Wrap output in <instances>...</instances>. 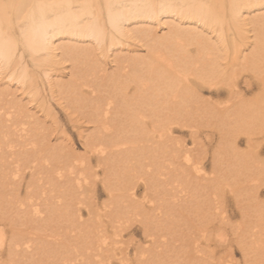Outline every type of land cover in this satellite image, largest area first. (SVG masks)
<instances>
[{"label": "bare ground", "instance_id": "bare-ground-1", "mask_svg": "<svg viewBox=\"0 0 264 264\" xmlns=\"http://www.w3.org/2000/svg\"><path fill=\"white\" fill-rule=\"evenodd\" d=\"M137 43L150 56H130ZM77 62L84 78L107 80H61L56 66L73 77ZM244 74L259 90L251 101ZM0 76V264L35 253L39 264H236L212 244L231 227V198L246 264H264V0H0ZM222 86L230 98L217 110L200 101ZM59 98L86 107L87 158L51 139L48 103ZM203 126L220 133L210 157ZM56 223L75 228L58 247ZM136 223L145 240L130 245Z\"/></svg>", "mask_w": 264, "mask_h": 264}, {"label": "rangeland", "instance_id": "rangeland-1", "mask_svg": "<svg viewBox=\"0 0 264 264\" xmlns=\"http://www.w3.org/2000/svg\"><path fill=\"white\" fill-rule=\"evenodd\" d=\"M129 55L130 56H138V57L144 59V58H147V56H150V53L148 52V49L144 46L143 43H137L135 47L130 48ZM151 58H152V56H151ZM155 62L150 61L149 64L152 63L151 67H155L157 65V62L156 63ZM77 63L78 64L75 67L76 68V75H74L73 77L70 76L71 72L69 71L67 64H61V66L60 65L56 66V67H58V69L60 71L58 74L60 76V79L61 80H74L72 85L76 86V88H78L77 84L79 82L83 83L84 80H88L89 82H91V85L92 84L95 85L96 81L102 82L103 80H107V78L105 76H99V75L84 78L83 72H82V68H83L82 63L81 62H77ZM149 64L148 63L144 64L145 66L143 68L149 70ZM31 68L34 70H37L38 72H41L40 68H37V67L33 68L32 66H31ZM109 68H111V67H109ZM150 71H151L149 73L150 77L155 78L157 74L152 70H150ZM0 80H6V79H3V77L0 76ZM239 87L243 91V93H244V94L242 93L243 99L245 98L244 100H246V101L253 100L255 93L256 94L259 93L256 80L253 79V77L249 74L242 75L241 79L239 80ZM221 88L222 89L219 90V92H218L216 88L208 89V87H205L201 91H198V95L200 92V95L198 97H200V99L202 98V100H200L201 102H205V104H207V105L210 104L212 106H216V110H217V108L219 107L217 102H225L230 98V96L228 95V92H227L228 87L222 86ZM131 89H133V90H131ZM132 92H134V85H131L130 88H128V90H126L125 95L131 96L133 94ZM102 93H104V92H102ZM104 95H106V93ZM85 96H86V94H85ZM59 99L60 100H57V99L49 100V103H48L49 105H51L50 108H52L51 111L54 114L53 119H51V118L46 119V121H47L46 125L49 128V131L52 133L51 139L53 141L55 139H57V137L63 138L65 140L69 139L70 141H72L73 145L71 147L69 144L68 148H66V146H65V148H66L65 150L71 151L74 149L73 150L75 153L74 155L79 154V155H83L87 158L86 149L84 148V146L82 144V141H83L82 138H84L83 136L87 135V133L89 132V131L87 132V130L91 126L88 124V121H87V113H85L86 107H84V105H81L79 100H73L72 101L73 103L74 102L78 103V105L81 106L82 110H84L81 112L80 110H78V108L73 107L72 104L67 103L66 100H63L62 98H59ZM84 115H86V116H84ZM76 118H78V119H76ZM201 128L202 129L200 132V137L198 138V140H200V141H198V140L197 141L199 142V144L202 143L201 149L206 150L209 153V157H210V154H212L214 151H216L220 147L219 146L221 144V140H220L221 138L219 135L220 133L214 127L203 126ZM184 134L180 132V133H178V136H180L182 139H185L186 142L188 141L187 143L190 144L191 139L187 135V132ZM63 143H66V142H63ZM263 143H264V141L261 144V153H262L261 154V160L264 159V144ZM238 146H239L240 151H248L245 136L241 135L238 138ZM84 154H86V155H84ZM94 165H95V162H93L92 166H94ZM207 167H208L207 168L208 171H210L211 170V162L210 161H208ZM261 185L262 186L260 187V189H257V190H259L257 192H258V198L260 199L259 202H262L263 206H264V184H261ZM20 192H21L22 196L25 195L26 191H25L24 186H21ZM97 196H98L100 201L104 200L106 197V192L103 189V187L101 186V184L98 185ZM262 203H261V205H262ZM235 204H236V206H235ZM225 205H226V208H225L226 214L229 217V220L231 221L230 222L231 227L228 225H222L221 229H217L214 232L215 239L212 238L213 239L212 244L217 245V247H216L217 256L216 257H217V259L224 260L229 255V252L230 253L232 252L231 253L232 258L236 264H246L247 256H245V254H243L241 247L237 243V239L239 237H238V233H237L236 228H235L239 225V223L245 222V220H243V218L241 217V211H240L241 207L238 206V203H236V200H234L233 198L228 199L227 202L225 203ZM261 208H262V206H261ZM84 218L87 219L86 214H85ZM59 224H62V223H56L52 233L50 232L52 235L55 232H58V234L55 233V237H52L53 239L51 237H49V240L50 239H52V241L56 240L54 238H57V237L59 238V235L62 239V237L66 236V234H64L66 232V229H64V228L65 227H70V228L72 227L68 223H64V225L62 224L60 226H59ZM78 224L79 223L76 222L74 227L75 226L78 227L79 226ZM74 227H72V229ZM79 227L82 228L81 225ZM62 229H64V231ZM75 230L78 231V228H76ZM130 230H132L135 234L133 238H132V236L126 237L128 239V241L129 240L131 241L130 245H131V243H136V242L142 243L145 240L144 234H142L143 233L142 227L138 223L134 224ZM47 233H49V232H47ZM217 234H222L221 236H224V238L226 237L225 242L220 241V239L216 237ZM64 238L62 240L66 241L67 238L66 239H64ZM52 245L55 247H58L60 244L53 241ZM30 258H33V260L30 262L28 261L27 264H31V263L32 264H39L40 263L39 260L37 259L38 256L36 255V253L31 254Z\"/></svg>", "mask_w": 264, "mask_h": 264}]
</instances>
